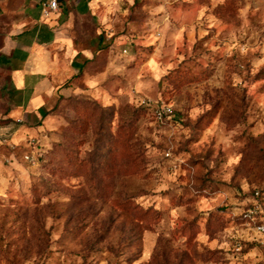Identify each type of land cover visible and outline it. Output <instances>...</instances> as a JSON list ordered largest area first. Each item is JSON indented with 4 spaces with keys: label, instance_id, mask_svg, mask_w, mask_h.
<instances>
[{
    "label": "rangeland",
    "instance_id": "1",
    "mask_svg": "<svg viewBox=\"0 0 264 264\" xmlns=\"http://www.w3.org/2000/svg\"><path fill=\"white\" fill-rule=\"evenodd\" d=\"M95 1L39 109L0 67V264H264V0Z\"/></svg>",
    "mask_w": 264,
    "mask_h": 264
},
{
    "label": "crops",
    "instance_id": "2",
    "mask_svg": "<svg viewBox=\"0 0 264 264\" xmlns=\"http://www.w3.org/2000/svg\"><path fill=\"white\" fill-rule=\"evenodd\" d=\"M29 4H33L30 9ZM95 5V0H60L55 17L58 19L61 14L67 17L73 16V13L85 14ZM0 12L10 19L11 33L2 52L5 55L12 54L17 62L15 70L10 72L13 90L26 94L33 108L39 109L43 105V97L52 89L53 76L60 78L59 52L56 51L61 52L66 46L65 41H62V28L56 27L57 23L38 21L42 17L37 0H0ZM29 16L35 18L32 27L22 30ZM52 48L56 51H52Z\"/></svg>",
    "mask_w": 264,
    "mask_h": 264
},
{
    "label": "built area",
    "instance_id": "3",
    "mask_svg": "<svg viewBox=\"0 0 264 264\" xmlns=\"http://www.w3.org/2000/svg\"><path fill=\"white\" fill-rule=\"evenodd\" d=\"M59 2L60 0H37V5L40 11V16L44 19L48 18L49 16L56 14L59 10ZM169 114L170 111L167 110ZM158 116L161 114L158 112ZM255 230L261 235L264 236V224H258L255 226Z\"/></svg>",
    "mask_w": 264,
    "mask_h": 264
},
{
    "label": "trees",
    "instance_id": "4",
    "mask_svg": "<svg viewBox=\"0 0 264 264\" xmlns=\"http://www.w3.org/2000/svg\"><path fill=\"white\" fill-rule=\"evenodd\" d=\"M75 60H72L71 68H73V69H75V70L80 72L81 68L83 67V65H78ZM16 63L17 62H16V60L13 59V55L12 54L5 55L3 52L0 53V67L9 71V80H8V82H9V85L11 86V88H13V84H12L10 72L15 70ZM62 88H64V84L60 85L56 90L58 91V90H60ZM5 89H6V87H3V90H5Z\"/></svg>",
    "mask_w": 264,
    "mask_h": 264
}]
</instances>
